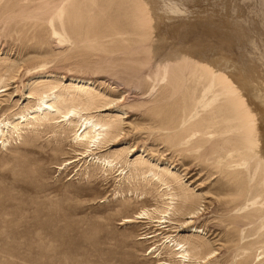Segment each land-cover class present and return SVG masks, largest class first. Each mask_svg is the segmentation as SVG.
Instances as JSON below:
<instances>
[{
	"label": "rangeland",
	"instance_id": "obj_1",
	"mask_svg": "<svg viewBox=\"0 0 264 264\" xmlns=\"http://www.w3.org/2000/svg\"><path fill=\"white\" fill-rule=\"evenodd\" d=\"M142 1L152 18L143 43L134 41L130 0H80L76 18L65 0H0V121L22 122L17 118L37 104L30 90L49 85L59 95L76 91L83 101L91 95L94 104L79 105L81 114L115 124L101 148L86 156L74 141L79 126L29 119L19 136L5 133L0 264H175L171 239L193 254V243L203 240L206 252L216 254L211 264H264V208L254 218L246 208L237 212L257 195L264 202V177L256 168L261 154L248 168L238 166L246 151L237 131L194 144L201 137L196 132L221 133L226 122L205 130L183 124L208 84L197 81L196 63L211 62L239 81L258 115L264 153V102L248 92L252 87L264 99V0ZM182 56L188 92L185 86L174 95L167 80L148 78L158 64ZM224 101L194 116H207ZM97 157L120 163L104 167ZM151 170L196 196L201 232L191 231L180 211L160 227L169 202L161 196L165 186L141 175L127 178Z\"/></svg>",
	"mask_w": 264,
	"mask_h": 264
},
{
	"label": "bare ground",
	"instance_id": "obj_2",
	"mask_svg": "<svg viewBox=\"0 0 264 264\" xmlns=\"http://www.w3.org/2000/svg\"><path fill=\"white\" fill-rule=\"evenodd\" d=\"M130 1L133 6V13H134L133 16L135 19L134 23L136 22L135 34L137 39H135L134 41L136 42L139 41L143 43L145 41V38L148 36L149 31L147 32V27L151 23L152 18L149 17L147 13H145L148 12V10L144 11V8H146L147 6L143 4V1L141 3L140 0H130ZM65 3L66 6L64 7V9L71 11L72 15L70 16L76 18V9L80 3V0H65ZM141 4H143L145 7L142 8ZM127 33L133 34V31L132 32L129 31ZM123 34L124 33L122 32H118L114 36L121 37ZM186 63H187V57H183V56L181 59L179 60L176 59V61L174 62H170V61L165 63L163 62V64L160 65L158 64L156 67H154L156 68V70L152 71L150 75H148V78L152 82H159L161 79L167 80V83L172 87V92L175 93L174 95L180 94V92H182V89L185 86L186 88H188L187 90L188 92L190 86H187L186 69L184 70L183 68V64L185 65ZM218 63L220 62L218 61ZM196 66H197L196 67L197 81L198 82L207 81L208 84H204L201 98H199L196 101L195 108L192 109L189 117L184 119L183 124H185V122L188 121V129L191 128L190 126H199V127H203L202 129L204 130L208 128H213L222 122H226L227 125L221 133L218 132L211 133L209 131L196 132L201 137H199L200 139L195 141L194 143L196 144L195 147L204 146V144L211 142L212 139L216 137H220L223 136L224 134L237 131L238 132L237 134L240 140L242 141L241 143L243 144V147L246 151L245 155L243 156V159L241 160V163L238 164V166L248 168L251 162L250 161L251 158L256 155L260 156L261 154V156L258 158V161L256 162V168L261 169L264 177V153H262L260 149L261 143L259 139V126L257 123L258 115H256V113L252 109L251 104L249 103L250 100L248 101L242 89L237 85L239 79L237 80L238 82L236 83V81L234 80L235 78L233 79L234 76L231 77L225 72L228 70L227 68H226L227 70H222V68H220L219 65L218 66L213 65L211 62L206 63L205 61H199L196 63ZM230 67L236 68L238 66L232 67L231 65ZM235 72L232 73V75L235 74ZM236 76L238 77V75ZM240 77L241 76H239V78ZM76 81L87 82V80H84L81 77H77ZM240 81H245V80L241 79ZM239 84L242 86H246L241 83ZM55 88L56 86L51 87L49 85H39L30 90L29 96L35 97L37 100V104L35 107H32L34 111L30 112L29 109H27V112H24L23 114H21L19 118H17V121L22 120V122H15V120L0 121V140H2V144L9 141L8 137L5 134L6 132L8 133L11 130L14 133H17V135L19 136V132L22 130V128H20V124L22 123L30 124L31 122H29V119L31 120L35 119L40 124L51 122L55 124H64L65 126H69V127L79 126L78 132L75 134L74 141L76 142L77 145L84 147V151H82V155L85 156L94 155V151L96 149H100L101 148L100 146L105 141L107 128H115L114 121L112 120L110 122H103V121L95 120L94 117H84L81 114L83 109H79V105L82 104L85 106H89L94 104V99L91 95H87L86 99H84L83 101V99L77 94L76 91L74 93L67 92L66 95H64L63 93L59 95L58 91H54ZM251 88H248L249 89L248 92L251 93L252 96L251 97L249 95L250 96L249 98L250 99L252 98L253 100V98L256 96V100H253L254 102L259 100L257 98H260L261 102H264L262 96H260V94L259 95L255 94L253 88L252 89ZM184 96L185 97L183 100L185 102L187 99L186 93L184 94ZM246 96H248V94ZM220 97H224L225 101L223 102V104L218 106L215 111L211 112L210 114L204 117H200V111H199L197 116H194L200 107L203 110L213 107L216 104V102H218ZM260 109L261 108H258L259 112L264 111V109L263 111H260ZM114 137L115 135L112 134L111 138ZM216 145L219 146L220 144L217 143ZM120 156L121 154L117 155L118 158ZM97 160L101 161V164H103L104 167H109V168H114L120 163V161L116 162L115 159H110L106 157L105 158L97 157ZM126 168L127 167L123 168L122 172H124ZM128 172L129 171H127L125 174L127 175ZM140 175L143 176V178L147 177L153 181L157 180L162 185L165 186L164 188L165 191L161 194V196H167L168 198L166 199L169 200V202H165L164 203L165 207L160 211L161 213L164 214L161 217H159V220H157V222H159L160 227L162 226L166 227L164 224L167 223L168 220H172L171 215L175 214L176 211H180L182 212L181 214L188 215L187 219L191 220V222L187 223L188 226L192 227L191 231L201 232V230L198 229V226L195 225L197 221L196 219L200 218V214L202 212L200 211L201 210L200 207L199 208L196 207L197 204L196 196L189 194L182 187L178 190H175L177 188H175L172 185L173 184L172 180H167L165 178V175H162L159 172H155L152 170L147 172L146 171H141V172L137 171L136 173L130 172L127 175V178L128 179L135 178V176L137 177ZM236 190L239 191L238 193H241L243 188L242 187L237 188ZM258 197L260 196L257 195L254 199L252 200L249 199L248 203L245 206L239 208L237 212H240L242 208H246L245 212H248L247 215L249 217L251 218L257 217V214L262 212V209L264 208V202L260 203L257 200ZM180 199H181V204H179ZM140 214H148V213H140ZM137 218H142V216L138 215ZM125 220L127 223L133 221V219L131 218H127ZM166 238L167 239L163 242V244H166L168 242L170 236H167ZM171 242L173 243L172 247H174V251H175L174 255L176 259H178V261L175 264H191V263L211 264L208 261H211L216 255L214 252H206V249L208 247H207V243H205L203 240H197L193 243L192 248L197 251L196 254H193L190 251V249L186 246V244L183 242H179L178 240L171 239L168 243L170 244ZM159 264H168V263L166 261H159Z\"/></svg>",
	"mask_w": 264,
	"mask_h": 264
}]
</instances>
